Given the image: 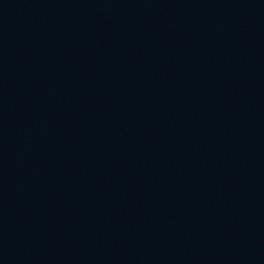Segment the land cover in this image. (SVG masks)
<instances>
[{"label":"water","instance_id":"95a60500","mask_svg":"<svg viewBox=\"0 0 264 264\" xmlns=\"http://www.w3.org/2000/svg\"><path fill=\"white\" fill-rule=\"evenodd\" d=\"M0 264H264V0H0Z\"/></svg>","mask_w":264,"mask_h":264}]
</instances>
